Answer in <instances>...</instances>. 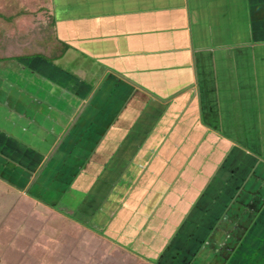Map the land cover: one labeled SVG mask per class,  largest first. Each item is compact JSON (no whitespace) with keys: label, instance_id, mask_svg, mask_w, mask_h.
I'll return each instance as SVG.
<instances>
[{"label":"crops","instance_id":"0c3cea01","mask_svg":"<svg viewBox=\"0 0 264 264\" xmlns=\"http://www.w3.org/2000/svg\"><path fill=\"white\" fill-rule=\"evenodd\" d=\"M41 3L38 11L67 46L62 58L76 50L100 68L95 126L123 132L102 139L99 155L70 185L82 193L81 205L62 210L88 229L92 222L130 264H160L168 247L174 264L184 263L209 239L203 255L210 259L225 238L214 228H225L220 222L238 191L264 187V0ZM40 82L71 93L78 105L55 104ZM92 92L39 59L3 66L1 176L31 187L46 160L75 144L84 126L72 118ZM8 160L31 175L19 167L6 173ZM257 220L248 233L264 247V210Z\"/></svg>","mask_w":264,"mask_h":264},{"label":"rangeland","instance_id":"374dc122","mask_svg":"<svg viewBox=\"0 0 264 264\" xmlns=\"http://www.w3.org/2000/svg\"><path fill=\"white\" fill-rule=\"evenodd\" d=\"M40 1L0 0V31L4 33V37L11 39L24 37L35 26L45 24L48 21L47 17L38 11L42 5ZM77 55L76 50L70 49L64 58L53 64L70 76L78 78L83 85L93 91L72 118V125L78 121L84 128L80 135L76 136V140L73 141L72 137L75 144L64 156L54 157L43 163L41 172L30 180L31 187L28 189L18 182H11L8 178L2 177L0 173V264H130L127 258H119L122 250L116 248L108 238H101L95 233L96 228L92 222L88 224L91 229H88L80 222H75L77 220L72 214L68 215L62 210V207H66L74 211L79 207L78 204L81 205L82 193L70 185L84 173L93 156L99 155L102 139L123 134L120 126L114 124L111 126L112 129L110 128L113 131L106 129L105 124L95 126V119L102 117L97 114L95 108V99H98L99 94L94 90L100 68L96 66L93 58L80 59ZM27 62L29 60L9 64L0 62V70L6 65L14 64L19 67L20 64L26 65ZM41 83L39 86L42 88L44 83ZM50 84L51 87L49 84L43 87L51 96L46 95L52 97L55 104L61 100L69 101L71 111L74 110L78 103L71 93ZM231 116H228V119ZM235 117L241 121L240 116ZM208 119H211V116ZM206 122L205 119L204 123ZM241 123L244 124L242 121ZM75 134L77 133H72L73 136ZM258 159L264 160V157L259 155ZM7 162L6 173H12V170L15 168L17 170L18 167L26 170V164L23 166L9 160ZM26 171L31 175L29 170ZM18 173L17 170L15 174ZM238 192L227 210L226 216L229 218L226 222H220L225 228L218 229L219 226H216L215 230L213 229L215 233L225 235L222 244L215 248L214 255H211L210 259L203 255V249L208 247V243L211 246L209 239L205 247L204 242L198 243L189 260L180 264L264 263V247L258 246L248 233L258 228L257 218L264 210V187L257 193L248 187ZM121 205L118 206V210ZM173 253L169 247L166 248L160 255L159 263L174 264ZM182 256L179 255V258ZM148 261L158 264L156 260Z\"/></svg>","mask_w":264,"mask_h":264},{"label":"trees","instance_id":"16d2710c","mask_svg":"<svg viewBox=\"0 0 264 264\" xmlns=\"http://www.w3.org/2000/svg\"><path fill=\"white\" fill-rule=\"evenodd\" d=\"M47 19L45 24L35 26L24 37L11 39L0 31V62L39 59L53 64L60 60L67 46L55 38L53 21L50 17Z\"/></svg>","mask_w":264,"mask_h":264}]
</instances>
